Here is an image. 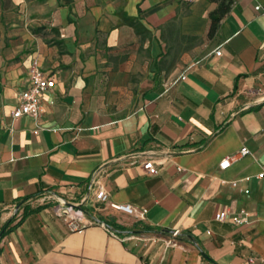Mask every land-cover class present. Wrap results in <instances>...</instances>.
<instances>
[{
    "label": "crops",
    "instance_id": "crops-1",
    "mask_svg": "<svg viewBox=\"0 0 264 264\" xmlns=\"http://www.w3.org/2000/svg\"><path fill=\"white\" fill-rule=\"evenodd\" d=\"M13 1L33 28L0 56V264H264V0L214 38L210 0ZM34 62L55 86L15 119Z\"/></svg>",
    "mask_w": 264,
    "mask_h": 264
},
{
    "label": "built area",
    "instance_id": "built-area-1",
    "mask_svg": "<svg viewBox=\"0 0 264 264\" xmlns=\"http://www.w3.org/2000/svg\"><path fill=\"white\" fill-rule=\"evenodd\" d=\"M256 10L264 14V6L257 5ZM221 50L216 52L217 55H221ZM29 74V85L26 88L20 90L18 94V104L13 110V117L19 119L25 115H29L35 118H38L42 113V100L44 94L52 89L55 86V80L45 74V72L39 67L37 62H34L30 68ZM184 77V76H183ZM242 154H247L249 152L248 148L243 147L241 149ZM231 165V157H225L219 164L221 170H226ZM144 168L147 169L151 174H157L158 168L154 164L153 160H148L144 163ZM259 178H264V170L258 174ZM100 203H108L111 208L119 210L128 214L133 215L135 213V208L130 204H120L111 202L109 200V194L101 189L96 195ZM70 210H73L72 207L67 206L64 209V213L67 219V222L71 229H76L79 227V216L72 215ZM147 212V209L140 211L139 215L144 217ZM227 211L223 210L216 215V218L220 221L226 219ZM249 216L246 212H243V216L235 219V223L242 224L248 223ZM180 234L179 230L173 232V236L177 237ZM170 244L171 241L169 242Z\"/></svg>",
    "mask_w": 264,
    "mask_h": 264
},
{
    "label": "rangeland",
    "instance_id": "rangeland-1",
    "mask_svg": "<svg viewBox=\"0 0 264 264\" xmlns=\"http://www.w3.org/2000/svg\"><path fill=\"white\" fill-rule=\"evenodd\" d=\"M29 1V0H28ZM22 12L20 8L15 5L13 0H0V56L3 57L6 54V50L10 47V45L16 42V38H14V33L20 27H28L33 28L28 25V23H24L21 25L19 20H21ZM36 35L41 36L45 41L50 39V29L48 25H42L36 28ZM14 42H13V41ZM17 60L18 58H14ZM5 61L8 59L5 57Z\"/></svg>",
    "mask_w": 264,
    "mask_h": 264
},
{
    "label": "trees",
    "instance_id": "trees-1",
    "mask_svg": "<svg viewBox=\"0 0 264 264\" xmlns=\"http://www.w3.org/2000/svg\"><path fill=\"white\" fill-rule=\"evenodd\" d=\"M210 1L212 3H216V7L213 10H211L209 13L210 25H209V30H208V37L214 38L218 34L221 28L222 20L231 11L235 0H210ZM130 25L135 27L136 31L139 32V27H140L139 23L133 20V21H130ZM13 221H14V218H11L4 224V226L1 229V236H3L6 231L14 227L12 225ZM105 223L109 227L113 229H117V226L111 224L110 222H105ZM134 231L135 230H130V232H134Z\"/></svg>",
    "mask_w": 264,
    "mask_h": 264
},
{
    "label": "water",
    "instance_id": "water-1",
    "mask_svg": "<svg viewBox=\"0 0 264 264\" xmlns=\"http://www.w3.org/2000/svg\"><path fill=\"white\" fill-rule=\"evenodd\" d=\"M72 207H74V206H72Z\"/></svg>",
    "mask_w": 264,
    "mask_h": 264
}]
</instances>
